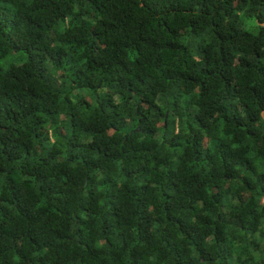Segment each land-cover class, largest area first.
<instances>
[{
  "label": "trees",
  "instance_id": "1",
  "mask_svg": "<svg viewBox=\"0 0 264 264\" xmlns=\"http://www.w3.org/2000/svg\"><path fill=\"white\" fill-rule=\"evenodd\" d=\"M0 264H264V0H0Z\"/></svg>",
  "mask_w": 264,
  "mask_h": 264
}]
</instances>
